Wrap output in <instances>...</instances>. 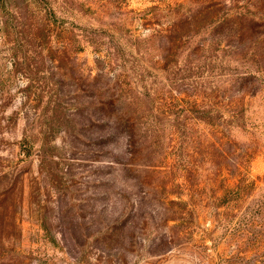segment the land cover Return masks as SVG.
I'll use <instances>...</instances> for the list:
<instances>
[{
	"label": "rangeland",
	"instance_id": "1",
	"mask_svg": "<svg viewBox=\"0 0 264 264\" xmlns=\"http://www.w3.org/2000/svg\"><path fill=\"white\" fill-rule=\"evenodd\" d=\"M0 264H264V0H0Z\"/></svg>",
	"mask_w": 264,
	"mask_h": 264
}]
</instances>
